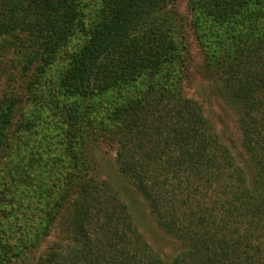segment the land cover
Listing matches in <instances>:
<instances>
[{
    "label": "trees",
    "instance_id": "obj_1",
    "mask_svg": "<svg viewBox=\"0 0 264 264\" xmlns=\"http://www.w3.org/2000/svg\"><path fill=\"white\" fill-rule=\"evenodd\" d=\"M177 1L0 0V53L14 48L44 74L61 66L55 91L38 101L61 109L69 165L60 194L46 192L37 229L0 215V264L29 258L52 230L31 264H264V0H191L205 66L236 109L237 155L184 94ZM23 103L0 97V161L17 142ZM93 127L115 141L119 172L175 239L170 253L155 250L118 192L90 174ZM4 199L0 190V207Z\"/></svg>",
    "mask_w": 264,
    "mask_h": 264
},
{
    "label": "rangeland",
    "instance_id": "obj_2",
    "mask_svg": "<svg viewBox=\"0 0 264 264\" xmlns=\"http://www.w3.org/2000/svg\"><path fill=\"white\" fill-rule=\"evenodd\" d=\"M191 8V0H178L174 8L183 24L179 44L185 58L181 85L184 94L200 105L222 141L237 155V152H241V147L236 109L220 92L215 82L216 75L205 66L204 50L195 31V15ZM15 51L10 47L0 53L9 55L2 59L5 61L0 65V97L4 93L14 92L22 95L27 103H23V113L19 108L13 118L11 131L17 142L13 140V149L0 161V190L5 194L0 215L7 214L10 216L9 221H17L18 226L24 225L28 230H35L39 225L37 222L43 220L46 204L52 200L46 192L50 189L53 194L56 191L60 194L59 189L69 170V165L63 162L66 127L56 118L61 109H56L52 104L42 106L43 103L38 101V98L42 101L47 99L48 93L55 91L53 80L61 66L55 63L44 74L41 73L38 60L26 66ZM12 58L18 61L14 67L10 66ZM25 120L33 121L34 124L20 130L18 124ZM96 128L91 129V135L85 141L90 174L97 179L106 180L118 192L128 206L138 230L155 250L170 253L175 249V239L157 226L145 199L119 172L115 141L104 140V133H97ZM55 234L56 231L52 230L50 235L42 236L37 246L29 250V258L18 264H31L29 259L36 260L52 243Z\"/></svg>",
    "mask_w": 264,
    "mask_h": 264
}]
</instances>
